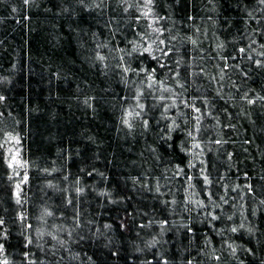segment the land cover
I'll return each mask as SVG.
<instances>
[{
    "label": "trees",
    "instance_id": "16d2710c",
    "mask_svg": "<svg viewBox=\"0 0 264 264\" xmlns=\"http://www.w3.org/2000/svg\"><path fill=\"white\" fill-rule=\"evenodd\" d=\"M84 2L90 6L87 10L79 0H35L29 6L23 0H0V95L6 97L0 102V143H4L6 132L20 140L19 144L7 143L0 148V217L9 230L8 240L0 242L5 243L11 264H24V236L33 239L29 248L38 264H157L156 257L161 253L170 264H183L186 259H192L193 264H209L198 254L205 233L216 249L224 240L238 248L235 257L225 251L222 264H264V205L259 203L264 199V106L260 102L249 106L241 100L249 89H254L250 97L264 95V70L247 59L249 54L253 60L264 59L257 56L264 51L260 48L264 37H256L255 51L244 55L236 51L249 43L246 37L257 27L243 11L245 5L248 10H256L255 15H264L256 0H179L178 4L175 0H157L156 11L170 17L161 25L171 28L177 39L172 41L169 56L155 54L180 72V82H186L184 97L211 113L204 116L200 134L205 151L193 160L195 168H186L189 175L199 177V160L203 159L213 181L211 187L202 190V182L195 179L194 187L186 192L183 178L174 179L162 189L167 193L164 197L141 186H154L155 177L160 176L169 160L180 162L178 157L169 156L156 160L147 151L149 145L156 146L159 128L155 121L162 109L149 111L152 132L141 135V129L136 128L128 133L120 117L122 106L127 107L122 97H130L132 89L121 82L118 59L114 58L118 54L110 51L130 47L128 41L137 39L147 22L141 19L137 25L134 16L138 13H124L120 0H104L98 9L91 5L99 0ZM168 35L165 32V37ZM188 37L197 44H191ZM221 42L225 45L222 51L216 47ZM103 44L108 47H97ZM97 52L106 57L103 63L96 60ZM222 56L237 58L225 63ZM132 63L154 64L135 57ZM168 85L175 87L170 79ZM89 97L94 98L91 107L84 103ZM201 98L209 101L208 106L201 104ZM147 103L154 101L149 98ZM175 113L173 109L168 115ZM164 123L160 121V126ZM214 139L227 142L207 143ZM7 148L13 153L18 150L21 161L27 162L29 181L21 185L19 205L15 202V184L20 177L7 167ZM188 159L191 157L184 158L185 164ZM24 170L19 169L21 176ZM9 176L14 178L9 180ZM137 177L140 183L134 184L133 178ZM245 184L252 185V194L243 188ZM237 185L241 188L233 192L231 189ZM224 186L228 203L223 205L222 219L216 227L243 222L245 229L226 231L221 237L207 221L200 222L202 212H186L182 201L195 193L193 199L208 204L204 191L212 192L218 201L219 195H225ZM77 187L83 189L79 196ZM173 198L177 200L175 206L160 203L161 199ZM45 209L53 216H43ZM77 213L81 227L69 241L66 231L59 229L70 230ZM20 214L26 217L23 222L18 218ZM227 215H233V221H226ZM165 218L169 230L161 237L155 222ZM149 221H154L151 227H139ZM181 223L191 224L194 235L180 228ZM105 224L111 225V230H106ZM250 226L254 235L246 230ZM48 233L68 241L70 250L57 245L53 256L56 241ZM153 236L161 243L149 249L145 244ZM245 249H252V254Z\"/></svg>",
    "mask_w": 264,
    "mask_h": 264
},
{
    "label": "snow or ice",
    "instance_id": "6c2138e0",
    "mask_svg": "<svg viewBox=\"0 0 264 264\" xmlns=\"http://www.w3.org/2000/svg\"><path fill=\"white\" fill-rule=\"evenodd\" d=\"M34 2L35 0H23L24 5L26 6H29ZM175 2L178 4L179 0H175ZM79 3L86 10L90 7L88 4H85L84 0H79ZM256 4L259 6L258 10L261 13H264V0H256ZM103 5L104 0H99V3H93L91 5V8L98 9ZM120 6L123 8L124 13H129L130 10H134L135 13H138V15L134 16V21L137 25L140 24L141 19L147 22L143 27L142 34L137 33V39L128 41V45H130V47L110 50L115 51L118 54L117 57L114 58L118 59L117 67L121 72V82L124 84L125 88L131 87L132 89V95L130 97L127 95L122 97V100L127 104V107L122 106V114L120 117L121 124L128 130L129 134L133 133L136 128H139L141 129L140 134L144 135L154 130L153 118L149 116V111L162 109L160 112L159 120L155 121V124L159 128V131L157 132L158 139L156 141V146L153 147L149 145L147 151L152 153L153 158L156 160H162L165 156L178 157L180 159L179 163H175L172 160L168 161V163L161 170L160 176L155 177L154 186H149L147 184H141V186L148 191H154L157 197H164L167 193L165 191H162V189L168 188V184L172 180L179 178H183V182L186 185V192L194 187L192 181L195 179H199L202 182V190L208 189L211 187L213 181L207 173V169L204 167L205 161L203 159L199 160V164L201 165V175L199 177L189 175L186 171V168H195L196 164L193 163V160L201 157L205 151L206 144L203 140H201L200 134L203 130L202 124L204 116L210 115L211 113H205L202 107L197 106L195 102L190 101L189 99L184 97V92L187 91L186 82H180V72L175 68L169 66L167 63H162L161 57L155 54L160 53L164 57H167L173 51L172 41L176 40L177 37L175 35H172L171 28L161 25V21L170 19V17L160 15L156 11L157 0H120ZM12 11L16 12L17 9L13 8ZM64 11H67V9H64ZM243 11L245 12L249 20L255 22L257 27L251 29L250 34L246 37V39L249 40V43L244 47H239L236 49L238 54L241 55H244L249 51H255V49H253V45L257 43L256 37H264V15H255L256 10H248L247 5H245ZM165 32L169 34L167 37H165ZM188 41L193 45L197 44V41L193 40L191 37H188ZM97 47L107 48L108 45H97ZM216 47L222 51L225 45L221 42L218 43ZM260 48L264 49V43L260 44ZM257 56L264 57V51L258 52ZM126 57L128 59H126ZM134 57L138 59L146 58L149 61L154 62V64L150 63L145 65L143 63H136L135 66H133L132 59ZM236 58L237 57L235 56L221 57V59L225 60V63H227L228 59L235 60ZM247 59L249 61H252L257 69L264 70V59L253 60V56L250 54L247 55ZM96 60L103 63L106 60V57L97 52ZM175 64L179 66L180 61H175ZM107 66V64L104 65L105 68H107ZM249 71H251V69H249ZM168 73H172V75L169 76ZM244 75L245 78H247V73H244ZM161 76L163 78H161ZM130 77H135V79H130ZM223 78V74H221L220 79L223 80ZM169 79L175 83V87L168 85ZM212 79L215 80L216 77H212ZM137 81H139V83H137ZM177 89L183 91H177ZM249 92H254V89H249L248 91L243 92L241 100L245 101L249 106H255L258 102H260L261 105L264 106V95H260L257 93L254 97H250ZM149 98L154 101V103H152L151 105L147 103ZM5 99L6 97L0 95V102H3ZM92 99L94 98L89 97L85 99L84 103L91 107L90 101ZM201 104L204 106H208L209 101L206 98H201ZM181 105L183 106V108H181ZM173 109L176 110L175 115H168V113L172 112ZM184 109H187L188 111L186 112L184 111ZM160 121H165L163 126H160ZM217 123H219V121H217ZM226 142L227 141L223 139H214L207 141L208 144L214 143L216 145H222ZM7 143L19 144L20 140L18 137L6 132L4 134V143H0V148H5V145ZM208 150L211 151V149ZM6 151L9 153V155L4 156L7 167L13 170L14 176L20 177L19 182L15 184V202L19 205L21 204V185L27 184L29 181V176L26 170L27 162L21 161V159L19 158L18 150L13 153L12 149L7 148ZM186 157H191V159H188L185 164L184 158ZM231 158V154H229V160H231ZM182 164L184 166H181ZM19 169H25L22 176ZM89 175H91V173H89ZM14 176H9L8 179L12 180ZM65 179H67V177H65ZM261 179H264V177H261ZM161 180L165 181V183L162 184ZM77 183L79 182L77 181ZM133 183H140L139 178H133ZM224 187L225 195H219L218 201L217 199H214V194L210 191H204V195L209 201L208 204H206L204 200L193 199V196L196 195L195 193L186 195L184 200L182 201L184 210L186 212L190 213L194 210H199V212H202L203 220H201L200 222L204 223L205 221H207L208 227L221 237L224 236V233L226 231L237 233L241 229H245V224L243 222H241L238 226L224 228L216 227V224L222 219L221 212L223 210V205L228 203V200L226 199L227 186ZM240 188L241 186L237 185L231 190L233 192H236ZM243 188L247 189L248 194L253 193V187L251 184H245ZM75 191L79 196L80 194H82L83 189L77 187ZM101 195L107 196L109 194L101 193ZM243 199L244 197L241 196V200ZM67 202L69 204L72 203L71 200H68ZM110 202L116 203V201ZM160 203L165 206H175L177 204V200L175 198L171 200L161 199ZM259 203L261 205H264V199H261ZM189 205H194L195 207H189ZM233 207H235V205H233ZM241 207H243V205H241ZM253 215H255V212H253ZM43 216L51 217L53 216V212L45 209L43 212ZM78 217L79 213L76 214V219H74V226L70 230H66L63 228L59 229V231H66L69 241L72 240L73 233L76 231V229H79L81 227ZM18 218L21 222L26 219L23 214H20ZM224 219H226V221H233V215H227ZM152 223H154V221H149L148 225L141 224L139 225V227H151ZM155 223H157L160 228V233L158 235L162 237L164 233L169 230V221L165 218ZM27 227L31 228L32 226L29 224L27 225ZM121 227H125V225L122 224ZM179 227L186 230V233L194 235L195 229L191 224L181 223ZM104 228L106 230H111L112 226L109 224H105ZM246 230L250 235L255 234L254 229L251 226ZM97 232H99V229H97ZM48 235L53 241H56V244L53 245V256H55L56 254L57 245L60 248H63L65 251L70 250L67 247L68 241L60 239L57 235H53L52 233H48ZM8 237L9 230L6 227V221L4 220V218L0 217V241H7ZM80 239L82 240L84 239V237L81 236ZM203 239V248L199 250L198 254L207 262H209V264H211V262H215V264H222L223 253L225 251H227L232 257H235L237 254L238 248L234 246L233 243H229L227 240L223 241L220 249H216L212 246L213 241L207 233L204 234ZM160 243L161 241L157 239L156 236H153L151 241L146 242L145 247L150 249L156 247ZM32 244L33 239L30 236H24L23 248L26 249L22 252L24 264H38V258H33L35 256V253H32L29 248V246ZM36 246L43 250V246L41 244L37 243ZM245 251L249 254H252V249H245ZM112 255L115 256L117 255V253L113 252ZM61 259H63V257H61ZM91 259V257H88L89 261H91ZM156 260L157 264H170L169 259L166 258L163 253L156 257ZM0 264H11L7 256L6 245L4 242H0ZM39 264H44V262L39 261ZM144 264H152V262L145 261ZM183 264H193V260L186 259ZM241 264H243V262H241Z\"/></svg>",
    "mask_w": 264,
    "mask_h": 264
}]
</instances>
